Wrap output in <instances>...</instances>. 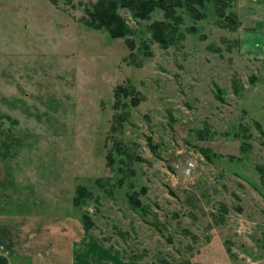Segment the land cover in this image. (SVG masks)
<instances>
[{
    "label": "rangeland",
    "instance_id": "374dc122",
    "mask_svg": "<svg viewBox=\"0 0 264 264\" xmlns=\"http://www.w3.org/2000/svg\"><path fill=\"white\" fill-rule=\"evenodd\" d=\"M96 1L0 0V238L264 264V0L180 8L167 47L150 30L162 10L120 8L133 52L86 25ZM78 185L92 193L81 207ZM94 252L77 264H98Z\"/></svg>",
    "mask_w": 264,
    "mask_h": 264
},
{
    "label": "trees",
    "instance_id": "16d2710c",
    "mask_svg": "<svg viewBox=\"0 0 264 264\" xmlns=\"http://www.w3.org/2000/svg\"><path fill=\"white\" fill-rule=\"evenodd\" d=\"M53 3L56 0H51ZM224 0H97L92 7L86 8L87 19L85 23L88 27L108 32L111 38H125L131 52L136 48L134 39L131 36L135 31L130 27L125 18L120 13V8L129 9L137 19L148 20L156 10H162L163 20L151 23L150 30L153 38L163 47L176 42V35L180 33V24L183 20L182 14L178 12L180 8H186L193 15H201L198 7L205 6L207 2H213L221 15H224ZM231 21V16L227 17ZM234 20V19H232ZM146 45V41L143 42ZM122 85L115 91L116 101L120 103L121 93L129 94L127 89H122ZM133 91V90H132ZM131 93V92H130ZM135 103V102H133ZM262 180L264 181V166L258 167ZM100 181V180H98ZM92 193L85 185H78L74 198V205L83 206ZM130 200L135 206L142 207L137 191L130 195ZM83 220L87 229L91 228L92 222L88 215L83 214Z\"/></svg>",
    "mask_w": 264,
    "mask_h": 264
},
{
    "label": "crops",
    "instance_id": "0c3cea01",
    "mask_svg": "<svg viewBox=\"0 0 264 264\" xmlns=\"http://www.w3.org/2000/svg\"><path fill=\"white\" fill-rule=\"evenodd\" d=\"M1 226L6 227L3 224H0ZM10 231L9 237L13 235V232L15 234L19 232ZM30 237L32 236L30 235ZM74 241L75 243L70 238L69 243H53L52 240L48 239L44 243H40L35 242L33 237L28 240L21 238L13 241L11 238L8 241L0 238V252L8 255L11 259L10 261L14 258L16 264H24L27 260H30L31 264H77L78 253L85 257V254L90 250L93 252V249L95 250L94 253L100 252L104 254V257L98 259V264H155L149 261L139 262L125 259L116 255L107 245L102 243H76V238H74ZM64 249H69L70 251V258H66V260L60 255V251ZM82 251H84V254L81 253Z\"/></svg>",
    "mask_w": 264,
    "mask_h": 264
},
{
    "label": "water",
    "instance_id": "95a60500",
    "mask_svg": "<svg viewBox=\"0 0 264 264\" xmlns=\"http://www.w3.org/2000/svg\"><path fill=\"white\" fill-rule=\"evenodd\" d=\"M0 264H11L9 256L0 252Z\"/></svg>",
    "mask_w": 264,
    "mask_h": 264
}]
</instances>
